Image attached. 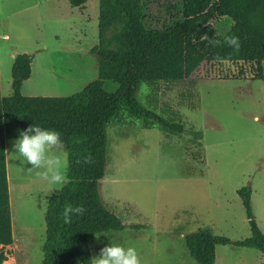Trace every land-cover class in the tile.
Returning a JSON list of instances; mask_svg holds the SVG:
<instances>
[{"label":"rangeland","instance_id":"1","mask_svg":"<svg viewBox=\"0 0 264 264\" xmlns=\"http://www.w3.org/2000/svg\"><path fill=\"white\" fill-rule=\"evenodd\" d=\"M232 26L227 16L205 22L201 37L186 42L184 79L141 83L136 92L144 106L181 123L182 133L157 123L145 127L125 110L108 124L98 191L123 228L92 235L91 257L105 245L121 244L134 247L141 264H197L186 249V235L200 228L231 241L250 235L237 194L243 186L251 190L252 214L264 234V80L225 79L233 67L209 61L213 46L202 39L206 34L218 42ZM97 42L98 0L81 7L68 0H0L1 95L12 93L10 70L18 53L32 59L23 95L78 92L97 78V56L91 51ZM116 87L112 81L104 84L107 91ZM15 140L5 141L13 242L4 248L8 257L2 264H41L44 215L54 191L48 193L46 182L21 162ZM60 154L67 159L64 149ZM262 260L254 248L227 243L216 245L213 264Z\"/></svg>","mask_w":264,"mask_h":264},{"label":"trees","instance_id":"2","mask_svg":"<svg viewBox=\"0 0 264 264\" xmlns=\"http://www.w3.org/2000/svg\"><path fill=\"white\" fill-rule=\"evenodd\" d=\"M87 0H68L81 7ZM227 16L233 26L225 34L239 38L234 50L224 37L207 58L233 68L225 79L264 80V0H98L97 78L68 96H30L21 93L22 82L31 73V55L18 53L11 65L12 93H0V264L7 259L6 246L13 242L6 169L5 141L17 139L29 125L56 130L67 155V183L47 200L44 215L45 240L41 264H91L89 238L123 228L118 216L103 204L98 183L104 177L107 154V126L121 111L142 119L145 127L159 124L170 133H182L179 122L161 117L144 106L136 92L141 83L178 82L184 79L185 47L199 38L205 22ZM106 81L117 84L104 88ZM195 136H199L196 132ZM85 154L91 164L77 163ZM248 219L250 235L229 240L200 228L185 236L189 256L197 264H213L218 244H233L261 252L264 264V234L251 210V190H237ZM67 204L83 205L82 216L63 223Z\"/></svg>","mask_w":264,"mask_h":264},{"label":"clouds","instance_id":"3","mask_svg":"<svg viewBox=\"0 0 264 264\" xmlns=\"http://www.w3.org/2000/svg\"><path fill=\"white\" fill-rule=\"evenodd\" d=\"M202 39L207 40L211 46L218 45L215 39L206 34ZM224 43L234 50L240 47L239 38L233 35H226ZM13 148L21 162L30 165L28 171H34L37 179L46 182L48 193L62 188L67 183L68 163L66 156L60 154L63 152L64 142L56 130L38 124L29 125L15 140ZM77 163L91 164L92 156L85 154ZM85 211L83 205L67 204L61 213L63 223L71 224L74 216H82ZM96 236L99 239V235ZM91 264H141V259L132 246L108 244L100 249L99 255L91 258Z\"/></svg>","mask_w":264,"mask_h":264},{"label":"crops","instance_id":"4","mask_svg":"<svg viewBox=\"0 0 264 264\" xmlns=\"http://www.w3.org/2000/svg\"><path fill=\"white\" fill-rule=\"evenodd\" d=\"M14 56L15 55H13V57H12V60L14 59ZM13 62V61H12ZM3 96V95H2ZM8 169V168H7ZM8 171L9 170H7V175H8V177H9V173H8ZM8 180V179H7ZM9 202H10V204H11V195L9 196ZM12 210V209H11ZM11 228H12V232H13V227H12V215H11Z\"/></svg>","mask_w":264,"mask_h":264},{"label":"bare ground","instance_id":"5","mask_svg":"<svg viewBox=\"0 0 264 264\" xmlns=\"http://www.w3.org/2000/svg\"><path fill=\"white\" fill-rule=\"evenodd\" d=\"M17 217V216H16ZM16 220V219H15ZM16 222H18V221H16Z\"/></svg>","mask_w":264,"mask_h":264}]
</instances>
